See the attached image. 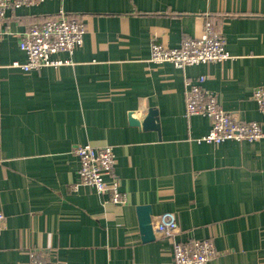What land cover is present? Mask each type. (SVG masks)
Here are the masks:
<instances>
[{
    "label": "crops",
    "instance_id": "0c3cea01",
    "mask_svg": "<svg viewBox=\"0 0 264 264\" xmlns=\"http://www.w3.org/2000/svg\"><path fill=\"white\" fill-rule=\"evenodd\" d=\"M65 11L86 25L69 62L29 72L21 35ZM0 40V264H175L173 239L144 241L138 207L174 213L178 241L211 238L209 264H264V138L199 141L205 115L187 117L185 83L203 85L244 121L264 115V0H44L8 11ZM210 21L231 57L185 69L149 61L151 44L179 47ZM160 132L144 129L149 108ZM135 119V121H134ZM133 120V121H132ZM136 122V124L132 123ZM112 145L125 204L79 182L77 144Z\"/></svg>",
    "mask_w": 264,
    "mask_h": 264
},
{
    "label": "built area",
    "instance_id": "2783aa9c",
    "mask_svg": "<svg viewBox=\"0 0 264 264\" xmlns=\"http://www.w3.org/2000/svg\"><path fill=\"white\" fill-rule=\"evenodd\" d=\"M44 0H0V40L4 34L2 25L8 20V11L21 7L39 5ZM86 25L78 15L60 11L44 21H36L21 35L20 49L26 54L25 62L15 61L11 65L25 72L38 70L46 66H59L69 59L56 57L60 52L72 55L84 42ZM231 55L226 49L225 41L219 28L208 21L200 37H187L179 47H168L162 43L151 44L149 61L153 63L171 62L176 67L185 69L199 63H214L226 60ZM205 75L197 80L185 83L186 115H205L211 119L210 131L199 141L221 143L226 140L255 142L264 138V128L260 121H244L235 111L223 108L218 97L203 85ZM260 112L264 115V85L254 89ZM2 117L0 113V141ZM73 154L79 159L80 185L94 188L100 195H108L115 204H125L128 196L121 190V181L116 173V155L112 145L95 146L91 143L77 144ZM6 215L0 210V235L5 228ZM153 229L157 236L173 239V256L175 264H209L217 250L213 239L176 240L180 226L174 213L157 215ZM27 264H48L36 252H31Z\"/></svg>",
    "mask_w": 264,
    "mask_h": 264
},
{
    "label": "water",
    "instance_id": "95a60500",
    "mask_svg": "<svg viewBox=\"0 0 264 264\" xmlns=\"http://www.w3.org/2000/svg\"><path fill=\"white\" fill-rule=\"evenodd\" d=\"M133 121V120H132ZM135 121V119H134ZM136 124V122H132ZM141 126L144 129H152L160 132L161 125L159 121V111L155 107H151L148 113L141 121ZM141 232L143 234L144 241H151L156 238L155 231L152 223V210L150 206L141 205L138 207Z\"/></svg>",
    "mask_w": 264,
    "mask_h": 264
}]
</instances>
